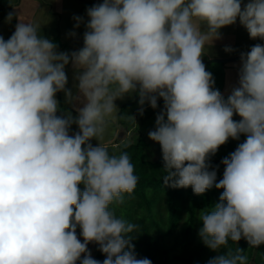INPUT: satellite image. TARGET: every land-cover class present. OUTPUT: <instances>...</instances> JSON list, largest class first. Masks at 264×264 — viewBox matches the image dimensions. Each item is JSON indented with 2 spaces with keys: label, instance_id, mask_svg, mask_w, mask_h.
<instances>
[{
  "label": "clouds",
  "instance_id": "9594fccd",
  "mask_svg": "<svg viewBox=\"0 0 264 264\" xmlns=\"http://www.w3.org/2000/svg\"><path fill=\"white\" fill-rule=\"evenodd\" d=\"M86 13L83 46L70 54L37 22L19 20L7 40L0 36V264H101L88 250L93 242L102 264H152L135 253L137 225L111 208L134 192V165L102 143L115 101L132 94L141 115L146 102L156 109L164 101L148 133L161 146L164 187L223 190L198 217L205 246L226 249L208 264H248L229 242L264 245V44L241 53L227 98L202 57L237 20L250 39L264 40V0H103ZM69 63L75 96L66 88ZM58 92L82 103L76 116L57 115ZM73 124L79 131L70 134ZM241 135L217 182L209 157Z\"/></svg>",
  "mask_w": 264,
  "mask_h": 264
},
{
  "label": "trees",
  "instance_id": "16d2710c",
  "mask_svg": "<svg viewBox=\"0 0 264 264\" xmlns=\"http://www.w3.org/2000/svg\"><path fill=\"white\" fill-rule=\"evenodd\" d=\"M128 107L125 106L120 112V121L130 131L134 120L129 117ZM126 117L129 119L125 120ZM123 144L119 146V153L111 147L107 149L110 154L118 155L125 151L129 154L138 183L130 196L125 194L123 204L112 205L111 208L117 217L137 225L132 233L135 236L132 243L137 258H148L152 264H208L210 259L225 254L226 249L216 252L205 246L198 235L202 227L198 219L203 214L201 211L213 207L223 190L213 186L204 194L197 195L191 187H164L163 177L166 172L163 169L161 146L158 147L159 155L156 159L145 160L144 153L148 144L143 135H140L136 144ZM221 161L214 155L207 161L209 170L215 169L217 172V182L222 178L225 167ZM79 231L78 228L77 235ZM229 246L233 250L237 247L242 249L248 257V264H264V245L253 248L242 238L237 244L230 241ZM91 256L101 264L106 258L94 242ZM77 264H80L79 260Z\"/></svg>",
  "mask_w": 264,
  "mask_h": 264
},
{
  "label": "crops",
  "instance_id": "0c3cea01",
  "mask_svg": "<svg viewBox=\"0 0 264 264\" xmlns=\"http://www.w3.org/2000/svg\"><path fill=\"white\" fill-rule=\"evenodd\" d=\"M248 0H242V4H246ZM103 3V0H0V36L7 40L15 30V26L19 20L23 22H37L41 27V34L52 40L58 45L57 50L68 52L78 50L83 46V34L86 31L85 24L88 17L86 10L93 5ZM9 13L13 14L11 22H7L6 17ZM75 17H81L83 22L79 27H76ZM220 39L215 40L211 45H206V53L202 57L206 70L212 73L216 89H219L225 98L230 94L231 88L237 85L238 71L240 60L228 61L225 63H217L216 60H229L241 56V53H246L255 44H264V40L259 38L253 40L249 38L247 30L240 25L239 20L234 25L226 26L220 30ZM75 32L73 36L72 33ZM233 49L231 52H226L225 48ZM68 77L66 88L71 90L72 94L77 95L76 84L74 79L75 70L71 63L65 68ZM56 99L60 104V111L57 115L63 116L65 112H71L76 116L75 109L82 107V103L73 101L66 102L64 92H58ZM115 104L118 108L115 120L110 121L106 129L102 143L106 148L111 147L116 153H119L120 145L124 143L130 135H134L137 130L135 127L136 115L140 114L139 97L136 94L131 96L126 95L123 99H117ZM129 105V117H134V126L129 131L127 127L120 121V112ZM164 101L162 98L157 99V108H163ZM144 112L146 115L153 108L146 102ZM129 118L126 117L125 120ZM234 120L239 121L240 117L234 115ZM78 127L73 124L70 129V134L78 132ZM141 135V134H140ZM93 146L98 144V141L93 139L90 141ZM117 149V150H116Z\"/></svg>",
  "mask_w": 264,
  "mask_h": 264
},
{
  "label": "rangeland",
  "instance_id": "374dc122",
  "mask_svg": "<svg viewBox=\"0 0 264 264\" xmlns=\"http://www.w3.org/2000/svg\"><path fill=\"white\" fill-rule=\"evenodd\" d=\"M163 108H160V110L152 109L149 115H146V113H143L142 115L137 114L135 119V127L137 130H134L135 134L130 135L129 138H127V140L124 141V144H136L140 139L139 134L143 135L145 142L148 144V147L144 153L145 160H154L159 155L158 153L159 143L152 141L149 138L148 133L150 131L155 130L156 116L161 111H163ZM245 139L246 137L244 135H241L239 140H233L230 138L227 143L219 147L218 151L214 156L219 160H223L225 157H228L230 153L234 152L237 146L240 143L244 142ZM77 236L78 238L81 239V242H83V238L80 236V231ZM92 246L93 243L88 244V250L90 251V253H92Z\"/></svg>",
  "mask_w": 264,
  "mask_h": 264
},
{
  "label": "water",
  "instance_id": "95a60500",
  "mask_svg": "<svg viewBox=\"0 0 264 264\" xmlns=\"http://www.w3.org/2000/svg\"><path fill=\"white\" fill-rule=\"evenodd\" d=\"M234 60H240V56H238L237 58H232V59H229V60H216L215 62L217 63H225V62H228V61H234Z\"/></svg>",
  "mask_w": 264,
  "mask_h": 264
}]
</instances>
